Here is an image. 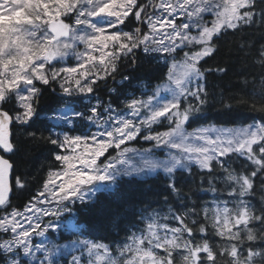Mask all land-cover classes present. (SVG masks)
Masks as SVG:
<instances>
[{
	"label": "snow or ice",
	"instance_id": "snow-or-ice-1",
	"mask_svg": "<svg viewBox=\"0 0 264 264\" xmlns=\"http://www.w3.org/2000/svg\"><path fill=\"white\" fill-rule=\"evenodd\" d=\"M229 35L256 66L252 110L264 114V0H0V151L14 153L10 125L18 124L30 141L52 145L58 162L21 210L11 194L27 179L16 175L13 185L14 164L0 155V264H264V115L243 127H185L204 111L206 73L226 72L201 62ZM139 51L167 68L165 82L137 96L124 74L107 102L95 96ZM53 84L79 107L65 99L48 116L59 131L33 129L41 85ZM140 141L148 146L133 145ZM160 172L166 211L146 205L122 240L76 239L79 255L60 256L65 246L48 233L77 202L121 177ZM196 178L211 200L192 198ZM257 195L259 207L249 199ZM61 226L76 230L72 220Z\"/></svg>",
	"mask_w": 264,
	"mask_h": 264
},
{
	"label": "trees",
	"instance_id": "trees-1",
	"mask_svg": "<svg viewBox=\"0 0 264 264\" xmlns=\"http://www.w3.org/2000/svg\"><path fill=\"white\" fill-rule=\"evenodd\" d=\"M250 35H245L243 39H250ZM237 38L231 35L225 37L219 42L218 51L213 57L206 58L207 62H201L203 67L221 66L226 68L225 73L210 72L206 73V84L208 90L207 103L204 105V111L197 116V123L187 124L189 129L198 126H236L246 125L254 120L260 119L264 114L252 110L251 94L254 91L251 81L255 74V67L248 60L247 65L241 59V54L236 50L238 44ZM167 68L158 64L151 57H146L142 51H139L138 62L135 66L131 64H123L120 67V73L116 75L115 80L109 78L105 82H100L95 96L103 101L112 96L109 88H121L119 81L124 74H127L132 81L128 91L134 92L140 96L144 92L145 96L151 94L158 83L165 82L162 79L163 73ZM247 77L249 84H244ZM127 83V82H125ZM258 83V78H257ZM143 85V87H141ZM43 89L42 95L37 104V115L34 117L35 128L54 127L60 130L61 126H56L48 119L62 103L67 99L72 101V107H79V98H64L56 94L60 89L53 84L48 87L41 85ZM55 88V91H52ZM146 89V91H145ZM114 98V97H113ZM95 103V98L93 99ZM225 105H230L226 108ZM123 106L121 105V108ZM126 111V110H125ZM167 128V124L160 126L159 130ZM31 130V129H30ZM47 135V132H45ZM11 140L15 145L14 153L4 155L14 164L12 183L14 185L15 176L20 175L27 179V187L23 190H16L11 195V203L23 210L31 197L42 187L43 181L50 168L58 167V162L54 161L51 149L52 145L41 142L30 141L24 131V127L18 124H12ZM144 144L133 142V145L139 147ZM147 147V144H144ZM239 167L238 164L233 165ZM199 179L196 178L195 185L192 187V198L197 203H203L205 200H211V193L198 191ZM186 185H193V180L189 177ZM166 185L164 183V174L156 173L149 176H125L121 177L116 185H110L108 191H101L90 199L85 205L79 202L74 206V210L67 215L75 224V231H67L66 229L59 231L57 242L70 243L76 239H89L112 244L114 240H122L124 231L122 229L130 221L139 222V211L146 205L152 208L162 209L163 193ZM185 192L188 191L186 186ZM226 199V197H225ZM254 204L260 206L259 195L250 197ZM174 207L178 206L175 197L170 200ZM171 223V221H169ZM135 230V229H133ZM211 233L212 229L209 228ZM50 235L52 233L49 232ZM199 235V234H197ZM56 237V235H55ZM209 240L213 245L222 243L218 237L209 235ZM114 247V245H113ZM65 260H70L68 256H62Z\"/></svg>",
	"mask_w": 264,
	"mask_h": 264
},
{
	"label": "rangeland",
	"instance_id": "rangeland-1",
	"mask_svg": "<svg viewBox=\"0 0 264 264\" xmlns=\"http://www.w3.org/2000/svg\"><path fill=\"white\" fill-rule=\"evenodd\" d=\"M181 55H182V53H181ZM66 62H67L69 65H75V63H76V61H75V59H74L73 57H68ZM161 95H167V94H166V93H162ZM55 114H56V110H55L52 114H50L49 116H51V115H55ZM52 122L54 123V125H56L54 121H52ZM251 123H253V122H251ZM249 124H250V123H249ZM246 125H247V124H246ZM246 125H236V126H217V127L235 128V127H243V126H246ZM56 126H58V125H56ZM207 126H208V125H207ZM185 127L187 128L188 131H192V129H189V128L187 127V124L185 125ZM55 130L59 131L57 128H56ZM164 130H166V129H164ZM162 131H163V130H162ZM159 155L162 156V153L159 154ZM161 173H162V172H161ZM149 175H153V174H147V175L142 174V175H133V176L144 177V176H149ZM57 183H59V181H57ZM108 187H110V185H109ZM90 199H93V197H91ZM44 219H45V221H47L49 218H48V217H45ZM67 220H71L67 215H66L65 217H62V218L60 219V221H59L58 224L56 225V227L58 228V231L55 232V233L50 232V233H52V235H50V234L48 233L49 239H52L53 237H54V238H57L59 231L65 229V228L62 227L61 225L66 224ZM55 235H56V237H55ZM45 242L47 243V241H45ZM59 243L65 246V247L61 248V250H60V256H68V257L71 259V255H79V252H78V251L73 252V250H72V243H71V242H70V243H67V242H59Z\"/></svg>",
	"mask_w": 264,
	"mask_h": 264
},
{
	"label": "water",
	"instance_id": "water-1",
	"mask_svg": "<svg viewBox=\"0 0 264 264\" xmlns=\"http://www.w3.org/2000/svg\"><path fill=\"white\" fill-rule=\"evenodd\" d=\"M56 94L58 95V96H62V94L60 93V91L59 92H56ZM11 127H12V125H10V130H11ZM10 139H11V136H10ZM8 154H10V153H3L2 151H0V155H8ZM6 158V157H5ZM12 195V194H11Z\"/></svg>",
	"mask_w": 264,
	"mask_h": 264
},
{
	"label": "flooded vegetation",
	"instance_id": "flooded-vegetation-1",
	"mask_svg": "<svg viewBox=\"0 0 264 264\" xmlns=\"http://www.w3.org/2000/svg\"><path fill=\"white\" fill-rule=\"evenodd\" d=\"M53 91V90H52ZM60 97H63V96H60Z\"/></svg>",
	"mask_w": 264,
	"mask_h": 264
}]
</instances>
